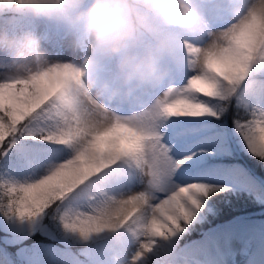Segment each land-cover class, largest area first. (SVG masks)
<instances>
[{
  "label": "snow or ice",
  "instance_id": "obj_1",
  "mask_svg": "<svg viewBox=\"0 0 264 264\" xmlns=\"http://www.w3.org/2000/svg\"><path fill=\"white\" fill-rule=\"evenodd\" d=\"M257 26L254 20L242 28L203 71L189 55L169 84L141 105L113 109L111 126L84 142L50 118L51 94L70 76H0V216L41 220L64 237L88 241L116 227L112 220L125 212L114 207L118 198L135 204L139 197L156 210L151 224L145 223L147 212L126 216L123 250L113 257L98 244L95 264L126 262L145 230L173 239L184 233L210 193L224 188L195 178L206 167L200 156L214 149L193 146L209 134L235 131L247 152L264 161V59L257 61L252 51ZM50 52L54 59H78L55 45ZM64 137L70 138L58 142ZM177 161L183 163L177 167Z\"/></svg>",
  "mask_w": 264,
  "mask_h": 264
},
{
  "label": "clouds",
  "instance_id": "obj_2",
  "mask_svg": "<svg viewBox=\"0 0 264 264\" xmlns=\"http://www.w3.org/2000/svg\"><path fill=\"white\" fill-rule=\"evenodd\" d=\"M254 20L252 51L260 61L264 0H0V76L6 81L70 76L51 94L50 118L84 142L111 126L113 109L141 105L169 84L189 55L203 71L209 57L230 47L233 36ZM53 45L78 59H54ZM142 172L147 178V167ZM114 207L125 209L112 220L116 227L88 241L70 239L98 243L116 257L127 238L120 227L125 217L147 212L145 223L151 224L157 216L139 197L135 204L118 198ZM172 241L145 230L126 262L110 264H177Z\"/></svg>",
  "mask_w": 264,
  "mask_h": 264
},
{
  "label": "rangeland",
  "instance_id": "obj_3",
  "mask_svg": "<svg viewBox=\"0 0 264 264\" xmlns=\"http://www.w3.org/2000/svg\"><path fill=\"white\" fill-rule=\"evenodd\" d=\"M199 146L213 147L214 154L200 156V159L205 161L208 168H204L203 172L195 178L205 177L203 179L210 184L223 185L224 188L220 191L253 201L256 206L260 207V210L247 212L231 219L232 224L223 232L222 238L235 234L245 237L246 233L249 236L264 233V177L256 173L244 161H242L243 167L232 166L231 163L227 162L229 158L234 156H237L236 158L253 157L247 152L238 134L232 131L229 136L226 131L221 130L214 135L209 134L199 144L193 146L192 150ZM206 173H208V177H206ZM251 183L254 187H251ZM226 196L228 195L226 194ZM234 200L236 199L234 198L233 202ZM208 201V199L205 201L204 209L197 215L193 224L172 241L177 264L195 263L185 260L183 258L185 255H182L181 252L197 241L192 240L181 244V239L192 231V227L208 223L210 218L215 216L216 211L207 205ZM228 222L216 224L210 227L209 231L224 225L228 226ZM37 233L38 235H36ZM41 235L47 237L46 239L50 242L42 241L40 239ZM34 236L37 239H34ZM250 239L248 244L254 242V237ZM219 244H217L218 250L220 249L218 248ZM9 245L18 246L10 252ZM74 245L76 250L72 248ZM77 252L82 256L80 257ZM100 252L101 249L98 247V243L93 242L85 245L76 242L50 229L41 220L18 222L0 216V264H95ZM77 256H79V259H77ZM200 260L205 262L203 259Z\"/></svg>",
  "mask_w": 264,
  "mask_h": 264
},
{
  "label": "bare ground",
  "instance_id": "obj_4",
  "mask_svg": "<svg viewBox=\"0 0 264 264\" xmlns=\"http://www.w3.org/2000/svg\"><path fill=\"white\" fill-rule=\"evenodd\" d=\"M218 141L220 142V140ZM194 159L196 158L194 157ZM205 175L208 177V173ZM251 184V187H254L253 183ZM230 220L231 218L224 220L225 222L229 221L228 226L224 225L214 229L205 236L204 233L198 235L200 239L197 243L187 247L181 252L182 255H185L183 258L192 263L195 262L194 264H264V233H258L256 236H249V234L246 233L245 237L240 234H235L230 237L222 238V235H224L223 232L232 224ZM212 226H214V224ZM243 233L245 232L243 231ZM253 237L254 242L248 244L249 240H251L250 238ZM218 243H220L218 246L220 249L214 251L213 246ZM211 244H213V246H211ZM77 254L80 257L82 256L79 252H77ZM192 259H194V261H192ZM200 259H203L205 262H201Z\"/></svg>",
  "mask_w": 264,
  "mask_h": 264
},
{
  "label": "trees",
  "instance_id": "obj_5",
  "mask_svg": "<svg viewBox=\"0 0 264 264\" xmlns=\"http://www.w3.org/2000/svg\"><path fill=\"white\" fill-rule=\"evenodd\" d=\"M235 158L236 157L231 158V160H235ZM242 160H244L246 163H248V165H250L251 168H253V170H255L256 173H258L264 177V161H261L255 157H246V156L242 157ZM226 194L228 196H226ZM234 198L236 200H234V202H233ZM208 200L209 201H208L207 205L211 206L216 211L215 216L211 217V218L209 217L210 220L208 223H203L201 226L197 225L196 227H192L191 228L192 231L185 235L184 240H187L189 238L196 237V236L200 235L201 232L205 228H207L213 224H216L218 222H222L225 219L232 218V217L237 216V215L242 214V213L260 210V207L256 206V204L253 201L246 200L242 197L233 196L229 193H225V192H222L220 190L213 192V193H210ZM36 235H38V233ZM46 238L47 237H44L43 235L40 236V239L42 241L50 242V240H48ZM34 239H37V238H35V236H34ZM54 241H56V240H54ZM16 246H18V245H9L8 249H10V252H11V250L14 251ZM72 248L74 250H76L75 245L72 246Z\"/></svg>",
  "mask_w": 264,
  "mask_h": 264
}]
</instances>
